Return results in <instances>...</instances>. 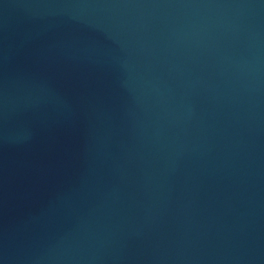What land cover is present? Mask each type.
<instances>
[{"label":"water","instance_id":"obj_1","mask_svg":"<svg viewBox=\"0 0 264 264\" xmlns=\"http://www.w3.org/2000/svg\"><path fill=\"white\" fill-rule=\"evenodd\" d=\"M0 264H264V0H0Z\"/></svg>","mask_w":264,"mask_h":264}]
</instances>
